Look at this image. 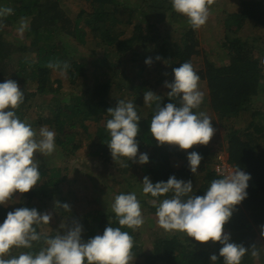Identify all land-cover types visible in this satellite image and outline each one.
<instances>
[{
  "label": "trees",
  "instance_id": "16d2710c",
  "mask_svg": "<svg viewBox=\"0 0 264 264\" xmlns=\"http://www.w3.org/2000/svg\"><path fill=\"white\" fill-rule=\"evenodd\" d=\"M84 1L91 10H81L73 18L62 7L61 0H20V4H15L13 14L0 21L4 26L12 27L23 17L30 23L25 36L31 39L20 46H15L12 38L5 35L6 28L0 29V83L12 79L22 85L25 91L23 104L15 110L18 117L25 121L27 113L33 108L34 99L38 96L45 99L52 94L48 98L49 104L45 103L50 116L47 119L52 122L56 139L63 138L59 144L64 159L81 148L85 137H95L99 142L93 141L90 145L93 155L110 163L112 155L106 144L110 140V134L106 130V122L111 117L107 110L115 108L119 100L132 102L141 117L138 122L140 131L135 138L138 142L136 161L140 154L146 153L149 162L140 164L122 157L127 164L125 172L133 171L130 177L137 181L139 173L136 171H140L142 177L147 176L153 184L167 182L170 176L185 182L190 180L195 196L205 195L212 180L223 178L211 166L218 163L214 147L225 146L223 150L228 153V163L245 170L251 177L246 189L247 197L235 207L231 219L225 225V234L230 236L229 242L242 244L249 250L241 264H264V236L262 243L256 242V228L264 225V106L262 107L263 102L259 98L264 94V50L244 40L237 33L241 28L238 31L234 29L238 20L264 27V0H242L239 14L229 15L224 19L226 39L221 46L229 52V63L218 66L206 59L204 74H200L207 81L209 98L205 102L223 125L225 142L215 137L207 145H194L189 150H181L178 146L168 144L161 146L151 135L150 121L155 104L148 115H142V94L147 90L152 91L150 80L143 73L149 67L164 62L163 75L172 77V83L173 69L184 62L191 63L200 55V41L196 30L184 27L187 17L175 12L171 0ZM125 11L131 13L130 18L122 20L121 15ZM132 17H138L139 22L133 24L132 34L125 37V30L120 29L116 22L121 19L125 25L130 26ZM82 23L90 28L91 40L86 38V26L82 27ZM167 24H177L178 28L164 36L162 34ZM73 40L82 47H90V41L92 42V48L84 53V58L77 56ZM156 57L160 59L157 60ZM148 59L152 61L150 65L145 63ZM56 61L61 64L60 69L47 67L49 62ZM65 63L69 66L70 87L73 91H78L72 93L70 100L59 96L64 87L63 80H52V72L63 70ZM54 83L57 84L56 88ZM33 85L35 88H31ZM170 91L168 88L167 93ZM170 102L179 106L180 98L173 97L170 100L166 94L160 101L161 107ZM199 108L193 111L198 113ZM103 119L105 125L88 134L86 122L98 123ZM192 151L203 157L200 163V180H197V174L191 172L187 160ZM36 161L41 180L28 193L22 194L23 200L17 208H35L41 212L43 208L33 201L37 199L44 204L59 192L57 187L65 178L62 169V162L65 161H58L61 164H58L57 169L48 168L47 160L42 158ZM174 161L180 163L179 166H174ZM129 179L121 178L118 181L114 177L113 185ZM128 185L129 189H122L119 194L131 193V183ZM172 195L171 192L158 198H153L150 194L137 195L143 217L150 219L152 214L156 215L157 206L153 205V200L158 205L164 198ZM108 199L109 194L106 195V200ZM59 202L61 205L65 203L63 198ZM17 208L0 205V224L4 222L8 212ZM76 220L84 225L81 235L84 242L96 235H103L106 227H121L113 211L91 210L76 217ZM94 220L98 221V226L91 229L89 224ZM35 227L41 234V240L33 242L31 249L13 248L5 258L18 256L21 252L38 253L45 247L43 237H52L57 233H45L42 225ZM121 230L129 232L135 241L132 249L134 259L130 264H212L210 257L213 254L218 257L214 264H224L223 257L219 255L223 245L219 242L200 243L191 237L161 236L153 232L150 234L153 237V249L146 253L143 250L141 227L133 231L123 226ZM253 245L258 251L255 257L251 255Z\"/></svg>",
  "mask_w": 264,
  "mask_h": 264
},
{
  "label": "clouds",
  "instance_id": "9594fccd",
  "mask_svg": "<svg viewBox=\"0 0 264 264\" xmlns=\"http://www.w3.org/2000/svg\"><path fill=\"white\" fill-rule=\"evenodd\" d=\"M175 12L188 18L193 30L204 26L210 16V6L214 0H171ZM13 14L10 7H0V21ZM4 27L0 22V29ZM28 21L21 18L17 32L23 37L28 29ZM157 60L160 57H156ZM151 64V59L145 61ZM47 67L60 69L59 61L49 62ZM64 69L68 68L65 63ZM174 82L165 83L171 89L167 96L180 98V104L170 102L161 107V97L147 90L144 93V103L151 107L155 104L154 115L150 121V133L159 145L178 146L181 150H189L194 145H207L213 138L216 129L212 126L211 118L193 110L201 105L204 94L199 88L200 77L190 62H184L173 69ZM24 93L18 83L7 79L0 83V205H6L15 192L28 193L41 180L38 162L34 153H41L45 157L56 150L54 130L44 126L37 132L27 121L21 120L16 109L23 104ZM111 117L106 122V130L110 134L108 145L114 161L120 157L136 161L138 142L135 139L140 131L138 115L132 102L119 100L115 108H108ZM203 157L192 151L188 154L190 170L193 174ZM140 164L149 162L146 153L140 154ZM122 166L127 167L123 162ZM249 174L239 167L228 172L220 179H214L205 195L193 194L192 182L178 180L170 176L167 182L153 184L145 176L142 182L144 194L153 198L173 193L170 198H164L157 205L156 217L158 226L166 232H183L195 241L206 243L219 242L223 245L219 255L224 264H241L248 249L242 244L231 243L230 236L225 234V225L231 219L235 207L246 197ZM64 211L70 213V206L65 203ZM121 227H106L103 235L84 242L81 239L82 226L73 220L69 227L61 223L59 231L52 237L44 236L43 247L38 253L21 252L18 256L5 258L13 248L31 249L33 242L41 240V234L35 226L49 225L51 214H40L37 209L20 207L7 213L6 219L0 224V264H130L133 261L132 249L135 241L132 235L121 228L126 226L136 231L144 224L141 203L135 192L119 194L111 205ZM261 236H264V226H261ZM252 256H257L255 245L252 246ZM212 264L218 257H210Z\"/></svg>",
  "mask_w": 264,
  "mask_h": 264
},
{
  "label": "rangeland",
  "instance_id": "374dc122",
  "mask_svg": "<svg viewBox=\"0 0 264 264\" xmlns=\"http://www.w3.org/2000/svg\"><path fill=\"white\" fill-rule=\"evenodd\" d=\"M242 0H214V3L210 6V16L208 21L204 26L196 30V35L199 38L200 41V55L197 58H194L191 61V64L193 65L194 69L196 70L197 74L200 77L199 81V88L204 94V99L200 105L199 112H203L207 114L211 120H212V126L216 128V132L212 139L215 137L220 138V140H223L225 142V136H224V127L220 123L219 119L216 117L215 113L212 111V109L206 104V98H209L208 95V88H207V81L206 78L203 80L200 74H204L205 69V60L208 59L211 62L216 63L218 66H222L229 63V52L225 47H222L221 45L225 42L226 39V32H225V26L224 22L229 15L233 14H239L240 12V5ZM258 1V0H257ZM15 4H20V0H0V7H10L14 10ZM61 5L65 10L71 15L73 18L76 17L81 10H88L90 11L91 8L89 4L84 0H61ZM171 14V12H169ZM128 11L123 12L121 15V19L125 20L130 18ZM184 16V15H183ZM186 18V16H184ZM118 20L116 23L120 27V29L125 30V37H128L133 32V24H136L139 22L138 17H132V21L129 25H125L124 22ZM188 19V18H187ZM187 23L185 24V22ZM184 22L185 28H191V26L188 23V20ZM20 21L16 22L14 26H4L2 29L6 28L5 35L8 36V38H12V41L15 43V46H20V44H25L26 42H29L31 38H26V32H24L23 37L21 38L20 34L17 32V29L19 27ZM28 21V25H29ZM179 25H182L179 23ZM81 26H86L84 23L81 24ZM29 28V27H28ZM178 28V25H168L167 28L165 27L164 33L162 35L168 36L172 30H175ZM241 28V29H240ZM86 31V38L88 40L92 39L90 28L87 26L84 28ZM234 29L238 31L237 29H240L239 32H237L239 35H241L244 40H248L249 42H252L253 45H258L259 48H262L264 50V27L257 26L256 24H249L243 20H238L237 24H235ZM163 32V30H162ZM6 36V37H7ZM75 46V51L78 57L84 58V53L87 52L89 48H92V42L90 41V47H82L79 43L75 42L73 40V43ZM74 51V54H75ZM102 53H104V50H101ZM10 65V64H9ZM15 65V64H14ZM164 66V62L160 64H155V66H151L148 68L147 71L143 73V76H145L146 79L150 80L152 92H154L156 95L160 96L161 98H164L167 94L168 88L165 87V83H171L172 77H165L162 72V68ZM125 70L128 72V68L125 67ZM69 66L67 69H63L60 71H53L52 72V80L61 79L63 80V89L60 93V97H64L66 100H70L72 93H78V91L74 90L70 87L69 83ZM134 73V72H132ZM135 74H131L133 76ZM22 85H19L20 90L24 93V89L21 87ZM55 88L57 87V84L54 83ZM31 88H35L34 85ZM144 97V94H142ZM52 94L49 96H46L45 99L42 98V96H38L34 99L33 102V108L30 113H27L26 120L28 123L32 125L34 129L39 131L41 127H48L50 130H54L52 122L49 121L47 118H49V110L46 107V104L48 105L50 100L48 98H51ZM260 100L263 102L262 107L264 106V94L262 93L259 96ZM46 103V104H45ZM45 109H43V106ZM206 104V105H205ZM152 108L147 106L145 103L142 106V115H148L150 109ZM43 110V112H42ZM46 119V120H45ZM243 122L242 117L240 118V123ZM88 126V131L90 133L96 132L97 130H100L105 125V119L101 120L100 122H92L87 121L86 122ZM55 131V130H54ZM56 133V131H55ZM57 137V135H56ZM55 137V144H56V150L55 152L45 157L43 154L37 152L34 153L35 159L42 158L44 161H46V166L51 169H57L59 168L58 161L62 162L64 165L62 167L65 178L62 182L58 185L59 192L54 196V198L47 200L44 204L39 202L37 199H34V204L37 206L39 205L40 208H43L40 214L49 213L52 216L51 221L49 222V225H42V229L45 233H53V232H60L64 233V229L60 228L61 223H66L69 227L72 225L73 220H76V217L82 216L83 214H86L90 212L91 210H101V211H112L111 205L114 202V198L116 195H119L120 190L127 191L129 189L128 183H131V190L132 192H135L136 195H143V179L142 174L140 171H136L139 173L137 175L138 180L136 181L135 178H131V173L133 171H127L125 172V167L122 166V163H124V160L122 157H120L118 160L114 161L113 158L111 159L110 163H105L103 160L98 158L97 156L93 155V152L90 147L92 143L95 141L98 143L99 140L95 137H91L88 139V137H85L82 140L81 148L75 152L74 154L70 155L67 159H64V153H62L61 146L59 144L60 141L63 140L62 137L60 139H56ZM210 140L212 142L213 140ZM94 141V142H93ZM95 142V143H96ZM225 146L220 145L219 147H214L213 151H216V154H218L219 151H225ZM225 158L228 160V153L225 154ZM125 164V163H124ZM174 166H179L180 163L177 161L173 162ZM201 165V164H200ZM199 165L197 169V175L198 179L201 177V166ZM215 163L212 164L211 169L215 167ZM234 170V169H233ZM243 170V169H241ZM114 177L120 181L121 178H130L128 181H122L119 185H113ZM49 178V177H48ZM140 179V180H139ZM112 180V183L110 181ZM109 186V188L107 185ZM112 186V187H111ZM55 190V189H54ZM52 192V190H51ZM110 195V199L106 200V195ZM63 198L65 203H67L70 206L71 212L68 213L64 211L62 207H57L56 202H59V199ZM22 193L15 192L12 196V199L8 201V203L4 206L9 208H17L19 206V203L22 202ZM60 203V202H59ZM64 203V204H65ZM61 205V203H60ZM45 206V207H44ZM144 218V224L141 227V238H142V244H143V250L146 253L152 252L153 249V237H151L150 234L157 233L159 235H170V236H176L178 238L182 237H188L183 232H166L161 227L158 226L157 223V217L156 215L152 214L150 216V219ZM80 224V223H79ZM81 225V224H80ZM82 230H83V226ZM98 226V221L94 220L89 224V228L95 229ZM264 226V225H263ZM257 229V237L256 242L262 243V237L261 236V230L262 227L259 226Z\"/></svg>",
  "mask_w": 264,
  "mask_h": 264
},
{
  "label": "built area",
  "instance_id": "2783aa9c",
  "mask_svg": "<svg viewBox=\"0 0 264 264\" xmlns=\"http://www.w3.org/2000/svg\"><path fill=\"white\" fill-rule=\"evenodd\" d=\"M225 154H226L225 151L218 152L217 154L218 163L215 165L216 172L222 176H224L228 172H231L233 169L237 168V166H233L228 163V160L225 158ZM242 171H244L247 174L245 170Z\"/></svg>",
  "mask_w": 264,
  "mask_h": 264
}]
</instances>
